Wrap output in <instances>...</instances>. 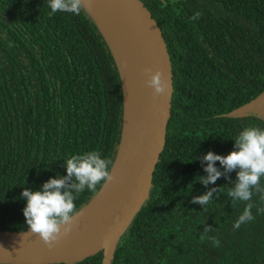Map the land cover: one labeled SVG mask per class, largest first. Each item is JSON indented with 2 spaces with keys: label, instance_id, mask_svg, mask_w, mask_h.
<instances>
[{
  "label": "trees",
  "instance_id": "1",
  "mask_svg": "<svg viewBox=\"0 0 264 264\" xmlns=\"http://www.w3.org/2000/svg\"><path fill=\"white\" fill-rule=\"evenodd\" d=\"M140 1L169 52L171 110L148 195L113 242L108 264H264L261 194L254 191L251 201L255 219L237 230L233 224L247 202L227 195L236 171L207 188L199 182L207 175L201 158L208 151L227 155L245 127L264 129L263 116H227L264 89V0ZM83 4L79 15H50L48 0H0L2 231H29L22 191L67 175L71 155L99 150L112 161L111 174L115 168L125 122L124 85L107 37ZM196 12L200 18L191 19ZM216 166L223 171L218 161ZM105 185L79 195L80 213ZM211 187L221 190L204 209L191 203ZM205 225L214 228L207 236L217 237L219 247L200 239ZM101 259L98 251L47 264Z\"/></svg>",
  "mask_w": 264,
  "mask_h": 264
},
{
  "label": "water",
  "instance_id": "2",
  "mask_svg": "<svg viewBox=\"0 0 264 264\" xmlns=\"http://www.w3.org/2000/svg\"><path fill=\"white\" fill-rule=\"evenodd\" d=\"M105 2L129 27L141 51L145 69H151L152 74L157 71L161 73L166 85L165 92L162 95L153 96V89L146 86L140 128L127 167L111 193L102 198L101 208L97 215L79 228H72L71 232L62 237L52 249H49L38 235L30 231L23 233L0 230V262L16 264L68 262L80 260L101 251L102 259L99 264H108L113 242L148 195V188L162 151L170 116L171 60L161 29L140 0H105ZM89 11L91 12L90 9ZM93 17L95 18L94 15ZM148 78L149 76L146 75V79ZM252 114L264 118V89L249 101L230 110L227 116L245 117ZM125 124L126 117L124 131ZM122 144L112 175L118 168ZM108 183L85 210L102 195Z\"/></svg>",
  "mask_w": 264,
  "mask_h": 264
},
{
  "label": "clouds",
  "instance_id": "3",
  "mask_svg": "<svg viewBox=\"0 0 264 264\" xmlns=\"http://www.w3.org/2000/svg\"><path fill=\"white\" fill-rule=\"evenodd\" d=\"M51 9L50 15L57 12L73 13L79 15L84 4L82 0H48ZM163 6H167L165 3ZM201 13L196 12L191 19L197 20ZM149 78L145 81L153 89V96L162 95L166 85L159 71L152 74L151 69H144ZM234 150L227 155H218L208 151L202 158L201 164L206 176H200V183L206 188L215 185L220 177L229 178V173L236 171V180L231 182L227 195L233 202H247L242 214L233 224L234 229L255 219L252 214L254 204L251 202L255 193H260L264 199V187L261 178L264 177V129L256 126L245 127L234 140ZM219 162L223 171L216 166ZM67 175L50 178L43 183L39 190L24 188L21 198L26 201L23 215L29 231L38 235L42 242L49 248L67 236L73 226L74 218L80 212L75 201L85 191L96 193L98 186L114 180L111 174L112 161L104 158L99 150L87 151L82 154L71 155L65 161ZM221 187H211L201 195L192 198L191 203L199 204L204 209L214 193ZM258 211H264L258 209ZM214 231L211 226L205 225L200 236L201 240L209 238L216 247L220 246L217 237H208Z\"/></svg>",
  "mask_w": 264,
  "mask_h": 264
},
{
  "label": "bare ground",
  "instance_id": "4",
  "mask_svg": "<svg viewBox=\"0 0 264 264\" xmlns=\"http://www.w3.org/2000/svg\"><path fill=\"white\" fill-rule=\"evenodd\" d=\"M84 2L100 24L116 56L125 87L126 124L118 168L113 174L114 180L108 183L102 195L87 210L74 219L73 229L79 228L97 215L102 198L109 195L121 179L139 132L147 86L142 54L127 24L105 0Z\"/></svg>",
  "mask_w": 264,
  "mask_h": 264
},
{
  "label": "rangeland",
  "instance_id": "5",
  "mask_svg": "<svg viewBox=\"0 0 264 264\" xmlns=\"http://www.w3.org/2000/svg\"><path fill=\"white\" fill-rule=\"evenodd\" d=\"M84 1V0H83ZM87 6V5H86ZM93 14V13H92Z\"/></svg>",
  "mask_w": 264,
  "mask_h": 264
}]
</instances>
